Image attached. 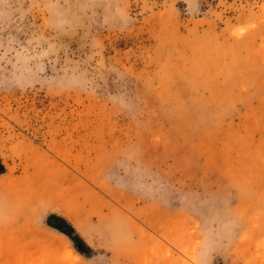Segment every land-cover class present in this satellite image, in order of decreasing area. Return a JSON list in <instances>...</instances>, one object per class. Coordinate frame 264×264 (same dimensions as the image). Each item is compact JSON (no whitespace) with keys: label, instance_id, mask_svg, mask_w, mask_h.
<instances>
[{"label":"rangeland","instance_id":"374dc122","mask_svg":"<svg viewBox=\"0 0 264 264\" xmlns=\"http://www.w3.org/2000/svg\"><path fill=\"white\" fill-rule=\"evenodd\" d=\"M0 264H264V0H0Z\"/></svg>","mask_w":264,"mask_h":264},{"label":"water","instance_id":"95a60500","mask_svg":"<svg viewBox=\"0 0 264 264\" xmlns=\"http://www.w3.org/2000/svg\"><path fill=\"white\" fill-rule=\"evenodd\" d=\"M48 223H49V225H51L52 227H54V228L58 229L59 231L65 233L66 235H71L70 228L67 227L66 225H63L58 220H56L54 218H49Z\"/></svg>","mask_w":264,"mask_h":264}]
</instances>
